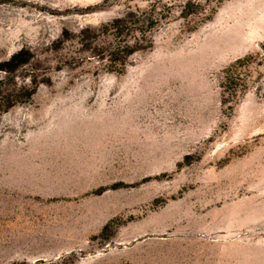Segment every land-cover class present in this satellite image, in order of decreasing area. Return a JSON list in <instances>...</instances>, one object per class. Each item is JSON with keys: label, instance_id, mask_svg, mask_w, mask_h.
Returning <instances> with one entry per match:
<instances>
[{"label": "rangeland", "instance_id": "374dc122", "mask_svg": "<svg viewBox=\"0 0 264 264\" xmlns=\"http://www.w3.org/2000/svg\"><path fill=\"white\" fill-rule=\"evenodd\" d=\"M0 264H264V0H0Z\"/></svg>", "mask_w": 264, "mask_h": 264}]
</instances>
